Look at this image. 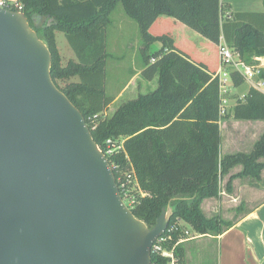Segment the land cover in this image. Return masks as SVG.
<instances>
[{"label":"trees","instance_id":"trees-1","mask_svg":"<svg viewBox=\"0 0 264 264\" xmlns=\"http://www.w3.org/2000/svg\"><path fill=\"white\" fill-rule=\"evenodd\" d=\"M29 26L51 53V78L81 111L91 135L105 154L107 139H123V147L105 154L118 189L133 195L132 214L152 227L162 210L171 206L167 228L180 219L196 234L218 235L223 220L207 217L205 198L219 196V176L228 175L225 190L236 177L259 181L264 170V131L249 152L220 154L219 121L222 97L213 76L217 44L222 35L239 57L250 63L264 56V12H229L220 0H18ZM121 3L139 30L141 77L156 79V87L121 102L108 115L115 99L105 92L106 29L113 9ZM264 3V0H263ZM16 11L17 7L12 6ZM169 18L161 19V16ZM176 22L214 44L204 54L186 38L174 39ZM65 35L75 60L62 65L55 31ZM158 43L159 47L152 49ZM76 77V81H69ZM233 87L242 77L230 73ZM259 78L264 80V68ZM63 83V85H61ZM238 120H264V93L249 87L228 114ZM241 169L231 174L232 168ZM131 168L144 193L132 188ZM124 184V186H122ZM168 230L164 232L167 233ZM185 234L177 228L165 245L171 247ZM175 264H186L182 243L175 246ZM151 255V261L166 259Z\"/></svg>","mask_w":264,"mask_h":264},{"label":"water","instance_id":"water-1","mask_svg":"<svg viewBox=\"0 0 264 264\" xmlns=\"http://www.w3.org/2000/svg\"><path fill=\"white\" fill-rule=\"evenodd\" d=\"M50 66L25 15L0 7V264H150L171 206L152 227L132 214Z\"/></svg>","mask_w":264,"mask_h":264},{"label":"crops","instance_id":"crops-1","mask_svg":"<svg viewBox=\"0 0 264 264\" xmlns=\"http://www.w3.org/2000/svg\"><path fill=\"white\" fill-rule=\"evenodd\" d=\"M220 2L227 5V11L231 13L264 12L263 0H220ZM188 31L189 28L184 24L176 22L173 33L175 41H180L183 38L191 41V36ZM193 33L192 35H195V38L199 37L198 33ZM193 43L195 44L194 47L204 54H209L214 48V44L210 41L201 44L198 43V45L195 42ZM138 74H140V71L134 74L127 84H130ZM125 87L126 85L123 88ZM259 123L262 125L258 137L264 131V120H238L231 116L221 119L219 121L220 133L224 127L230 132V142L226 140L222 141L221 136L220 149H222V145L225 149L222 155L238 151L249 152L258 137L255 140V137H248V134ZM245 142L248 145H245ZM240 169L241 166L238 165L232 168L230 173L234 174ZM227 177L228 175L226 179ZM220 195L230 197V202L236 208L239 207V210L223 211V217L227 219L230 225L229 227H225L222 233L218 235L195 234L191 235L188 241L186 240L187 242H182L185 250L186 264L189 260L190 248L196 247V252L202 254V249L200 248H204L212 242L217 243L220 249L218 264H264V170L259 181H253L249 177L234 178L231 182V191H227L226 193L225 190L224 194ZM216 206H218V201L214 197L205 198L201 202V209L207 217L215 215L217 212Z\"/></svg>","mask_w":264,"mask_h":264},{"label":"rangeland","instance_id":"rangeland-1","mask_svg":"<svg viewBox=\"0 0 264 264\" xmlns=\"http://www.w3.org/2000/svg\"><path fill=\"white\" fill-rule=\"evenodd\" d=\"M164 18L169 17L164 15L161 16V19ZM188 32L191 36V41L195 42L197 45L198 43L201 44L208 42L200 35H198V38H195V35H192L194 34V31H190L189 29ZM55 34L57 45L59 47L61 63L62 65H66L68 60H75L74 54L68 45L63 32L56 30ZM139 41L140 38L137 23L125 14L121 3H118V5L111 12L110 23L106 29V51L108 56L105 59V92L107 95L115 97V99L106 109L108 115H110L121 102L133 99L137 97L139 93H146L156 87V79L149 81V83L144 80L140 74H138V76L135 77V79H133L130 84H127L129 79L134 74L138 73V71H141L142 68V61L138 50L140 46ZM157 47H159L158 43L152 45V49ZM211 55L213 54L211 53ZM76 80V77H71L69 79V81ZM61 85H63V83ZM125 85L126 87L123 88ZM247 90L248 85L246 83H243L241 86L236 88L229 85L228 92L224 94V98L226 100V103L223 104L225 109L224 114L227 115L224 118H228L230 116L228 114L230 113L236 98L241 97L247 92ZM261 125L262 124L259 123V125L253 128L249 132L248 137H255L256 140L259 135ZM220 134L222 136V141L226 140L227 142H230V132L225 127L222 129ZM244 144L248 145L247 142ZM223 151H225V149L222 145V149H220L221 155L223 154ZM226 176L227 175H224L221 178L220 190L223 193H219V195L224 194L225 192L224 184L226 181ZM214 198H216L218 201V206H216L217 212L215 215H219L221 217L223 220V223H221V228H224L226 225L225 223L228 221L223 217V211H238L239 207L236 208L230 202L231 198L226 197L225 195H220ZM235 216L237 215L235 214ZM189 231L190 235L196 234L191 228H189ZM187 241L185 240V242ZM200 249H202V254L196 252V247L190 248L188 255L189 260L187 264H218L220 249L217 243H209L207 246Z\"/></svg>","mask_w":264,"mask_h":264},{"label":"built area","instance_id":"built-area-1","mask_svg":"<svg viewBox=\"0 0 264 264\" xmlns=\"http://www.w3.org/2000/svg\"><path fill=\"white\" fill-rule=\"evenodd\" d=\"M12 6H16V11L21 12L20 10L22 5L18 0H0V7L11 10ZM217 54L218 66L213 76L218 80L219 93L222 97V106L220 109L221 114L225 113L223 108V104L226 102L224 94L228 92L229 85L232 86L230 77V73L232 71L238 73L242 77L244 83L248 85V88L252 87L264 93V80L259 78L260 71L264 68V56H254L252 61L247 63L243 61L237 53L233 52V50L226 44L222 35L219 37V42L217 44ZM243 95L241 97H243ZM122 144V138L116 140L107 139L105 154L112 155L116 150H119L123 147ZM127 177L133 179L134 184L132 188L138 190L143 196L144 193L141 191L136 181L135 173L132 168L127 174ZM221 178L222 177L219 176V187L221 184ZM122 186H124V184H122ZM219 193L223 192L220 190ZM121 198L125 205L130 209L129 206L134 202L133 195H130L127 191H124L123 196L121 195ZM177 228H180L185 236H181L171 247H167L165 244L171 240L172 232L177 231ZM166 230L168 231L166 234H164ZM166 230L154 240L151 245L150 254L152 253L155 256L166 259L164 264H175L176 256L174 248L178 243H182L191 237L189 227L185 226L183 222L178 219L175 224L171 225L169 228H166ZM150 264L160 263L157 261H150Z\"/></svg>","mask_w":264,"mask_h":264}]
</instances>
